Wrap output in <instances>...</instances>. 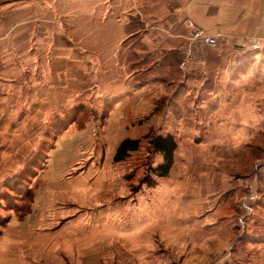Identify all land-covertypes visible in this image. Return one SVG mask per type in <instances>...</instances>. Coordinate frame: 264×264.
I'll use <instances>...</instances> for the list:
<instances>
[{"label":"rangeland","instance_id":"obj_1","mask_svg":"<svg viewBox=\"0 0 264 264\" xmlns=\"http://www.w3.org/2000/svg\"><path fill=\"white\" fill-rule=\"evenodd\" d=\"M76 104L26 109V141L19 149L15 141L2 144L0 264H264V222L252 225L263 234L249 235L248 246L233 234L245 212L238 185L255 164L249 153L264 165V137L251 142L213 110L186 109L192 119L180 126L160 124L158 110L152 120L117 125L97 120L101 102ZM198 113L205 124L194 119ZM168 135L178 149L162 178L155 170L164 158L152 142ZM127 139L140 148L116 163ZM220 220L227 221L219 227ZM207 242L228 246L211 256ZM184 243L191 246L183 250Z\"/></svg>","mask_w":264,"mask_h":264},{"label":"crops","instance_id":"obj_2","mask_svg":"<svg viewBox=\"0 0 264 264\" xmlns=\"http://www.w3.org/2000/svg\"><path fill=\"white\" fill-rule=\"evenodd\" d=\"M189 21L215 36L219 46L205 49L202 66L183 71L179 50ZM79 101L83 109L101 102L94 107L97 120L117 125L145 117L180 126L192 119L186 109L213 110L259 143L264 0H0V149L14 141L19 149L26 141V109L71 110ZM155 110L160 112L153 118ZM194 119L205 124L204 113ZM258 156L248 154L255 164L238 185L245 212L242 226L235 219L233 234L244 235L243 246L253 239L249 235L263 234L258 226L264 222V165ZM184 234L186 243L189 233ZM185 243L183 250L191 246ZM227 244L204 246L214 256Z\"/></svg>","mask_w":264,"mask_h":264},{"label":"built area","instance_id":"obj_3","mask_svg":"<svg viewBox=\"0 0 264 264\" xmlns=\"http://www.w3.org/2000/svg\"><path fill=\"white\" fill-rule=\"evenodd\" d=\"M189 35L187 41L180 47L181 69L189 71L204 64L205 49L219 46L218 39L198 28L193 22H188Z\"/></svg>","mask_w":264,"mask_h":264},{"label":"trees","instance_id":"obj_4","mask_svg":"<svg viewBox=\"0 0 264 264\" xmlns=\"http://www.w3.org/2000/svg\"><path fill=\"white\" fill-rule=\"evenodd\" d=\"M154 151L161 154L164 158V164L160 165L155 171L156 174L162 178H167L175 164V154L178 145L173 136L158 137L152 142ZM140 148V141L127 139L121 143L115 155V162H124L129 158L130 154L137 152Z\"/></svg>","mask_w":264,"mask_h":264}]
</instances>
